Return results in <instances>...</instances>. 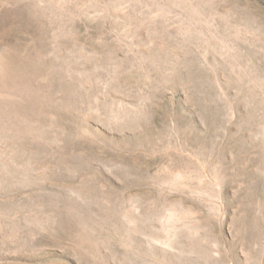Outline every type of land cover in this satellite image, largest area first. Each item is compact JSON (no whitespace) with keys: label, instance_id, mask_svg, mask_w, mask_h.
Returning a JSON list of instances; mask_svg holds the SVG:
<instances>
[{"label":"rangeland","instance_id":"obj_1","mask_svg":"<svg viewBox=\"0 0 264 264\" xmlns=\"http://www.w3.org/2000/svg\"><path fill=\"white\" fill-rule=\"evenodd\" d=\"M0 264H264V0H0Z\"/></svg>","mask_w":264,"mask_h":264}]
</instances>
